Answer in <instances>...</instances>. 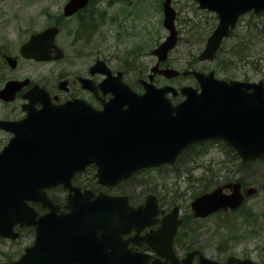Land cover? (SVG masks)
<instances>
[{
    "label": "water",
    "instance_id": "water-1",
    "mask_svg": "<svg viewBox=\"0 0 264 264\" xmlns=\"http://www.w3.org/2000/svg\"><path fill=\"white\" fill-rule=\"evenodd\" d=\"M196 1L201 9L216 12L220 20L199 56L201 61L214 59L241 15L264 10V0ZM87 3L88 0H72L66 7V15L74 14ZM176 16L171 1L167 0L164 25L171 34L153 51L159 64L167 60L177 44ZM57 33L56 28H50L33 38L25 46L30 54L27 56L43 60L45 53L32 54L29 49L45 42L53 43ZM159 64L152 69L151 81L156 74L168 78L179 75L174 69L160 70ZM192 74L200 83L201 93L192 87L182 88L187 99L175 107L166 99L168 92L177 94L170 86L158 89L141 81L146 93L139 96L118 80V85L111 86L120 99L113 103L116 110L81 114L78 109L68 107L50 108L29 111L21 122L0 121V128L15 130L16 135L0 154V237L16 240L18 225L33 226L36 232L34 244L13 264H149L144 255L128 249L138 236L128 239L124 236L132 231L139 233L158 222L161 223L159 230L141 242L149 243L159 255L166 257L163 264H192L199 251L189 253L181 262L174 251L173 239L182 223L178 207L164 218L155 219L165 211L154 195H149L144 205L134 208L128 197L104 193L96 196L72 184L77 172L94 164L98 167L95 176L99 184L113 187L145 168L173 164L191 144L208 139L224 140L244 161L264 159V81L227 83L215 79L213 72ZM26 83L11 82L0 91V98L12 100ZM26 96L32 102H48L45 100L48 94L38 87ZM122 105H129L130 109L121 111ZM59 185L70 191L68 212H61L47 196L46 189ZM234 186L231 196L226 197L221 189H216L195 199L191 205L195 216L205 218L222 208H239L244 197L239 184ZM29 202L41 203L51 212L39 216ZM96 242L101 249L109 246L108 243L115 246L111 259L96 250ZM233 262L254 264L251 260L236 258L226 264ZM201 264L219 263L202 257Z\"/></svg>",
    "mask_w": 264,
    "mask_h": 264
},
{
    "label": "rangeland",
    "instance_id": "rangeland-1",
    "mask_svg": "<svg viewBox=\"0 0 264 264\" xmlns=\"http://www.w3.org/2000/svg\"><path fill=\"white\" fill-rule=\"evenodd\" d=\"M52 2V6L47 8L45 14L40 13L37 21L32 23L14 24L13 30H24L25 27L30 35L46 27L58 13V2ZM130 1L136 3L137 0H103L101 3L102 18L107 21L101 24V33L106 40L103 41L100 36L95 40L99 42H84L83 57L86 60L102 58L109 60L115 67H120L124 63L129 67L125 68L126 78L134 84L139 78L147 77L151 68L156 64L157 59L152 56L151 51L162 43L168 35L163 27V15L159 0H147L146 10L135 11L134 16L127 15L126 18L117 20L115 23H109L110 18L117 12H128L134 7H130ZM143 1V0H142ZM125 5V6H124ZM172 5L177 11L176 27L179 31V43L177 48L171 52L166 64L180 71L197 70L202 72L214 71L218 79H233L238 81L258 82L264 78V13L253 16L247 14L240 19V22L232 34L226 40L225 45L217 58L213 62L201 63L197 56L203 50L208 36L217 25L216 15L212 12L201 10L194 0H172ZM46 4L36 0L32 6L34 12L40 11ZM33 16L32 18H36ZM27 30L25 32H27ZM198 33L204 35V38H197ZM30 35H26L29 37ZM63 36V35H62ZM61 37V34H60ZM59 37V41L61 38ZM248 40L253 38L250 58L232 57L240 44H243L244 38ZM69 37L66 36L64 42L69 43ZM255 47V48H254ZM259 55H262L259 58ZM45 67L36 63H28L21 67L17 74L27 76L40 71ZM217 69V70H216ZM228 69V70H227ZM154 83L160 87L163 85H172L182 87L191 85L198 87V83L192 76H181L179 79L168 81L162 77H157ZM180 86V87H179ZM139 91V90H138ZM1 108V107H0ZM21 110L18 103L15 106L4 108L2 112L6 117ZM11 110V111H9ZM7 136L0 134V150L3 148ZM195 150L194 155L183 157L173 167H163L161 170H150L140 173L128 185L110 190L102 189L106 193L116 194L117 192H131L137 203H141L146 195L155 193L163 198L166 203L172 205L177 203L182 206L181 215L190 213L191 198L199 192L200 181L204 173V166H214L221 161L231 160L230 155H226L219 145L202 147ZM189 161H192L191 164ZM196 165H200L199 169ZM202 166V167H201ZM260 174H253L246 170L244 180L248 183L255 182L263 184L264 182V164H259ZM221 169V168H219ZM223 171V169H221ZM197 176V177H196ZM208 174L207 177H211ZM85 182V181H84ZM64 197L63 193H59ZM65 199V198H64ZM164 202L165 206H168ZM247 210L255 209L256 213L263 215L259 224L246 225L244 222L237 221V217L232 216H213L198 224L187 225L182 229V233L189 235L187 241L179 256H185L186 251L193 248H199L206 256L212 259H226L230 255L238 258H250L258 264H264V195L250 200L245 207ZM226 222L228 226H222ZM33 236L25 232L17 241L0 239V264H11L13 260L23 253L24 249L33 242ZM181 246L178 245V248Z\"/></svg>",
    "mask_w": 264,
    "mask_h": 264
},
{
    "label": "flooded vegetation",
    "instance_id": "flooded-vegetation-1",
    "mask_svg": "<svg viewBox=\"0 0 264 264\" xmlns=\"http://www.w3.org/2000/svg\"><path fill=\"white\" fill-rule=\"evenodd\" d=\"M39 1L42 4H46V7H43L41 9V12H34L32 9V6L35 5L36 0H0V89H2L9 81H22L30 79V84L28 86H25L20 92H18L16 100L14 102L8 103L0 100V119L15 121L24 118L25 112L23 108L27 103V100L24 97L25 94L29 90H31V88L35 84L47 90L52 98V103L57 106L79 100L85 102L93 110H103L104 105L110 102L113 96L111 94L104 95L99 88L101 82L105 79V76L100 73L92 74L91 72L92 67L96 61L90 59L86 60L83 57L85 35L80 31L81 24L83 23H94L101 21V3L103 0H89L88 4L84 8L78 10L71 17L64 16L65 7L70 0L54 1L59 3L58 13L54 17L49 15V18H53V22L61 24L63 36L61 35L62 38L60 37L61 41L58 42L57 38L55 40V45L60 48V51H58L57 48L50 46L49 42H45L41 45H37L31 48L32 51L38 53H47L50 61H37L34 59H28L21 52L22 47H24V45L34 34L33 33L32 35H30V32L27 30L30 28V26L25 27L24 30H13L14 24L17 25L19 23H24L30 25L32 21H37L38 15L40 13L45 14L47 8L52 6L53 2V0ZM163 2L164 0L161 1V3ZM146 4L147 0H137L136 3L130 1V7L134 8L126 13L123 11L117 12L113 15V18H110L109 23H115L117 20L126 18L127 15H130V17H135L133 13H135V11L141 12L142 10H146ZM35 15L37 17L32 18ZM101 29L102 27L100 28V25H98L97 30L99 31L100 37L102 34L100 31ZM26 30L27 32H25ZM42 30L38 32H41ZM89 33L92 34L91 31H89ZM27 34L30 36L26 37ZM66 36H68L70 39L69 43L64 42ZM97 37L98 34H93V39L90 42H92L93 44L98 43L99 45V42L95 40ZM28 63L40 64L45 68L40 71L34 72V76L30 74H28L27 76L17 74L21 67ZM107 65L112 68L111 63L107 62ZM114 73L116 72L114 71ZM179 99V102L183 100V98ZM16 103H18L21 113H18V109H16L15 113L10 114V116L6 117L5 113L7 112L4 113L2 112V110L10 106H15ZM36 108L41 109L42 104H37ZM0 133L7 135V140H9L11 137V135L7 132L0 130ZM240 163L241 162L238 160L220 162V164H222L223 166H237V168L241 167L242 163ZM259 164H264V160L249 163V165H252V169H250L249 172H253V174H260L261 171L259 168ZM241 180H243L242 174ZM236 181L237 180L230 178L226 180L223 185H231ZM241 187L244 194H247L248 189L250 188H254L256 190V193L254 195L261 192H263L264 194V185L241 184ZM225 192L226 194L231 193L230 188H226ZM34 206L40 212V214H44L47 212V210L43 209L39 204H34ZM232 214L233 212L231 210H221L220 212L215 213L212 216H230ZM212 216L206 219H201V221L208 220ZM158 227L159 225H156L152 228L146 229L141 232V235L144 236L147 233H150L151 230H156ZM130 247L133 250L146 254L149 257L151 264L154 260H161L162 262L165 261L164 258L158 256L157 253L146 244L131 245ZM200 260L201 257L196 256L193 262L194 264H199ZM216 261L219 263H225L227 259H216Z\"/></svg>",
    "mask_w": 264,
    "mask_h": 264
},
{
    "label": "trees",
    "instance_id": "trees-1",
    "mask_svg": "<svg viewBox=\"0 0 264 264\" xmlns=\"http://www.w3.org/2000/svg\"><path fill=\"white\" fill-rule=\"evenodd\" d=\"M245 46V47H244ZM251 46H252V42L251 40H243V44H240L238 46V49L239 51H234L233 53V56L232 57H236L238 56L240 53H243L242 55L238 56V58H250V52L251 51ZM255 48V47H254ZM244 50H246L245 52H243ZM261 57V56H260ZM237 58V57H236ZM228 70V69H227ZM203 144H201V146L199 145H195L193 147H191L189 150H187L186 152H184L182 154V156L179 158V160H181L183 157H187V156H191V155H194L195 153V150L196 149H199V151L197 152V154H199L204 148H202ZM127 183L124 184V186H126ZM190 220H191V216L190 215H187L184 217V222H183V227L185 228L188 223H190ZM28 234H32V230L29 229L28 230ZM186 236L181 232V234L179 235V238H180V241H179V245L181 246V250L182 248L185 246V245H189L190 242L187 241V238L189 235H187V233H185Z\"/></svg>",
    "mask_w": 264,
    "mask_h": 264
}]
</instances>
